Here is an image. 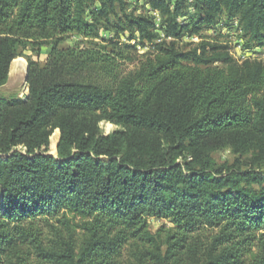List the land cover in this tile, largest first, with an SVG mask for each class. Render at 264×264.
<instances>
[{"label":"trees","instance_id":"16d2710c","mask_svg":"<svg viewBox=\"0 0 264 264\" xmlns=\"http://www.w3.org/2000/svg\"><path fill=\"white\" fill-rule=\"evenodd\" d=\"M192 2L147 0L157 28L127 0H0V85L52 45L0 97V264H264V59L200 40L225 13L264 46V0ZM102 30L153 50L60 47Z\"/></svg>","mask_w":264,"mask_h":264},{"label":"rangeland","instance_id":"374dc122","mask_svg":"<svg viewBox=\"0 0 264 264\" xmlns=\"http://www.w3.org/2000/svg\"><path fill=\"white\" fill-rule=\"evenodd\" d=\"M128 10L134 11L136 14H146L153 17L154 22L157 24V28L161 25L162 17L159 11L153 9L147 0H127ZM186 11L190 14H194L196 9L193 6L192 0H187ZM96 6H99L97 3ZM188 15V17H189ZM90 18V16H88ZM187 17H181V20H185ZM158 31H160L158 29ZM202 35L205 38L200 40H206L211 42H220L227 46V50L230 55L238 62H243L247 59L251 60H261L264 59V46L258 43L247 42V37L242 31V27L238 18L229 19L225 13L221 15L219 20L209 26H205L202 30ZM200 40L195 38L185 36L183 38L184 42H188L191 46H195ZM159 41V40H157ZM110 42H116L119 45L134 44L136 49L132 48V52L142 55L144 53L153 50V45L146 43L142 44L139 40H129L128 35L120 34L116 35L112 31L102 30L101 36L94 40H88L78 34H73L68 39L60 44L61 48H72L77 50H82L85 48H95L104 51L101 46H108L107 50H113V47L109 44ZM51 43L47 42L42 46H29L28 48L22 50L19 59L12 62L10 67V72L8 80L6 83L0 85V97L6 99H26L28 91V72H29V61H35L38 64L44 66L50 57ZM123 62V61H122ZM18 63V64H17ZM126 69L134 68L136 63L127 61L124 63ZM100 125L105 131H111L119 128L118 125L114 124L108 120H101ZM53 147L50 146V153H54ZM217 158L220 162L228 161L232 163L236 156L231 152L229 148L217 153ZM150 227L153 231L158 230L162 225L168 224L167 220L151 217L149 219Z\"/></svg>","mask_w":264,"mask_h":264},{"label":"bare ground","instance_id":"6f19581e","mask_svg":"<svg viewBox=\"0 0 264 264\" xmlns=\"http://www.w3.org/2000/svg\"><path fill=\"white\" fill-rule=\"evenodd\" d=\"M18 64V63H17Z\"/></svg>","mask_w":264,"mask_h":264}]
</instances>
